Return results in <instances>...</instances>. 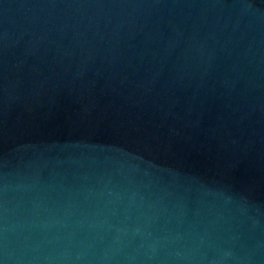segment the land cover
<instances>
[{
    "label": "water",
    "instance_id": "obj_1",
    "mask_svg": "<svg viewBox=\"0 0 264 264\" xmlns=\"http://www.w3.org/2000/svg\"><path fill=\"white\" fill-rule=\"evenodd\" d=\"M0 264H264V0H0Z\"/></svg>",
    "mask_w": 264,
    "mask_h": 264
}]
</instances>
